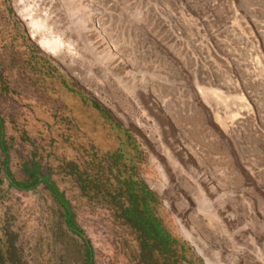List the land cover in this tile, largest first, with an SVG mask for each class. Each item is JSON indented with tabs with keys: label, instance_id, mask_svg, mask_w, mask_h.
Masks as SVG:
<instances>
[{
	"label": "rangeland",
	"instance_id": "obj_1",
	"mask_svg": "<svg viewBox=\"0 0 264 264\" xmlns=\"http://www.w3.org/2000/svg\"><path fill=\"white\" fill-rule=\"evenodd\" d=\"M44 2L62 41L55 51L32 36L20 0H0L9 87L0 116L16 177H25L24 159L40 161L95 263L141 264L139 232L81 196L63 171L66 161L125 144L129 157L140 155L138 174L160 198L165 226L204 264H264V0ZM84 97L132 140L122 142ZM53 207L47 190L5 181L4 250L16 249L23 264H80L82 235L60 239Z\"/></svg>",
	"mask_w": 264,
	"mask_h": 264
},
{
	"label": "trees",
	"instance_id": "obj_2",
	"mask_svg": "<svg viewBox=\"0 0 264 264\" xmlns=\"http://www.w3.org/2000/svg\"><path fill=\"white\" fill-rule=\"evenodd\" d=\"M8 90L0 63V98ZM84 100L111 122L112 129L122 142L124 137L132 140L129 138L131 130L116 122L100 104L86 97ZM124 145L121 144L114 152L103 154L95 151V146H92L94 152L91 159L66 161L63 171L76 183L81 196L94 203L103 202L108 205L117 217L139 232L141 264H204L185 240L173 235L165 226L159 215L160 198L138 174L139 153L129 157ZM13 146L0 116V190L5 181L9 188L19 191L47 190L53 199L52 212L56 215L55 225L59 229L60 239L69 235L70 239L82 235L81 227L75 221L74 208L69 205L52 173L40 169V161H34L33 157L24 159L25 177H16L13 170ZM81 240L77 244L82 257L80 264H96L89 240L83 235ZM0 264H23V259L16 249L4 250L0 242Z\"/></svg>",
	"mask_w": 264,
	"mask_h": 264
},
{
	"label": "bare ground",
	"instance_id": "obj_3",
	"mask_svg": "<svg viewBox=\"0 0 264 264\" xmlns=\"http://www.w3.org/2000/svg\"><path fill=\"white\" fill-rule=\"evenodd\" d=\"M20 3L17 7L21 10L23 17L27 16L29 18V25L32 28V36L35 39L40 40L39 43L48 47L49 50L51 49L55 51L59 45H61L62 41L59 38L60 36L54 34L56 32L52 31L53 27L50 29L47 24L46 21L49 20L48 16H43V13L41 12L42 4L45 3L44 0H20Z\"/></svg>",
	"mask_w": 264,
	"mask_h": 264
}]
</instances>
